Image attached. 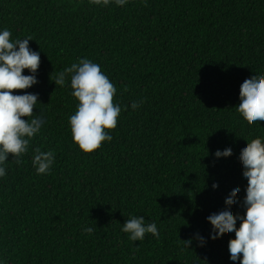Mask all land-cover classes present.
<instances>
[{"label": "trees", "instance_id": "16d2710c", "mask_svg": "<svg viewBox=\"0 0 264 264\" xmlns=\"http://www.w3.org/2000/svg\"><path fill=\"white\" fill-rule=\"evenodd\" d=\"M2 29L11 40L31 37L40 53L38 83L13 91L39 94L33 112L44 123L21 164L9 154L0 178V260L233 264L234 233L209 238L206 217L225 206L233 185L240 203L230 207L243 215L239 152L246 141L264 140V121L249 124L235 108L242 81L264 74V0H130L124 7L0 0ZM79 58L100 65L122 108L107 130L112 140L92 153L72 141L78 102L71 88L51 81ZM229 146L230 156L213 157ZM36 148L55 153L47 175L32 166ZM133 215L155 222L159 239L129 240L121 225ZM195 234L206 245L193 240L184 248Z\"/></svg>", "mask_w": 264, "mask_h": 264}, {"label": "clouds", "instance_id": "9594fccd", "mask_svg": "<svg viewBox=\"0 0 264 264\" xmlns=\"http://www.w3.org/2000/svg\"><path fill=\"white\" fill-rule=\"evenodd\" d=\"M92 5L107 7L115 4L124 7L130 0H88ZM8 29L0 30V178L7 175L5 164L11 154L15 164L22 163L21 157L28 152L30 141L40 132L44 120L35 115L33 109L39 103V94L13 90H26L38 83L37 71L40 53L29 46L31 37L11 40ZM27 70L28 74H23ZM70 80V83H69ZM61 88H71V95L77 100L76 111L69 117L72 141L84 153H92L102 142H110L112 135L107 130L115 129L122 111L120 104L113 103L115 85L100 68V65L87 58L65 67L51 79ZM140 103L133 102L135 110ZM236 110L249 124L264 121V74L246 77L239 89V103ZM124 110H127L126 107ZM22 117H26L23 119ZM260 126V124H259ZM261 127V126H260ZM262 128V127H261ZM233 149L225 147L213 153L215 159L226 158ZM208 155V152H207ZM242 162V176L247 180L242 199L244 213H233L230 207L240 203L236 194L238 185H233L225 196V206L206 217L210 236L215 239L225 231L234 233L228 241L229 259L236 264H264V140L252 139L242 146L239 152ZM55 153L34 149L32 166L37 175H47L53 167ZM213 189L217 183L211 185ZM239 221V226H237ZM83 232L91 235L93 227H85ZM121 231L132 242L143 241L146 234L159 239L160 233L155 222L147 223L144 216H130L121 225ZM197 242L204 247L207 239L199 234L182 241L184 248ZM0 264H4L0 260Z\"/></svg>", "mask_w": 264, "mask_h": 264}]
</instances>
